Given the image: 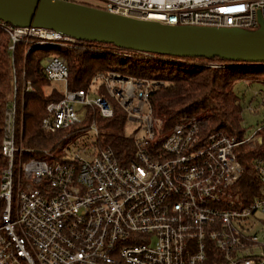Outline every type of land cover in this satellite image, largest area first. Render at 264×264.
<instances>
[{"label":"built area","instance_id":"1","mask_svg":"<svg viewBox=\"0 0 264 264\" xmlns=\"http://www.w3.org/2000/svg\"><path fill=\"white\" fill-rule=\"evenodd\" d=\"M98 1L102 7L95 8L109 13L171 26L256 31L264 22V0ZM0 31L9 36L12 63L22 42L40 48L79 42L3 21ZM43 74L63 84L57 89L62 98L46 105L40 123L46 134L64 135L59 145L75 135L71 130L89 108L111 119L112 100L140 124L142 136L131 138L135 154L128 163L97 140L61 159L54 153L59 145L27 148L22 114L35 89L14 69L11 94L0 108V264H207L211 257L214 264H264V157L254 164L257 191L246 198L238 186L247 170L236 152L262 144L264 126L239 140L206 135L199 117L184 115L157 141L162 123L150 94L160 83L108 72L88 89L72 90L68 64L56 56L45 59ZM98 82L107 97H91ZM91 131L99 136L95 125Z\"/></svg>","mask_w":264,"mask_h":264},{"label":"trees","instance_id":"2","mask_svg":"<svg viewBox=\"0 0 264 264\" xmlns=\"http://www.w3.org/2000/svg\"><path fill=\"white\" fill-rule=\"evenodd\" d=\"M10 39L0 31V108L12 91L13 70L18 76L26 74L35 89L25 100L23 117V142L30 149H53L59 145L63 134H46L40 123L48 103L62 98L57 88L43 74V62L50 56L64 59L69 67V84L72 90H86L98 74L115 72L122 76L152 80L160 83L150 94L154 118L162 123L161 132H170L179 117L197 116L206 135L222 133L242 140L243 101L234 93L240 81L261 83L264 86V65L214 59L174 57L145 54L117 48L110 44L79 41L70 48H40L22 42L16 46L12 63ZM246 66V67H244ZM100 95L107 97L100 86ZM264 104V90L256 94ZM256 100V99H255ZM115 107L111 119L102 118L96 108H89L85 120L71 130L82 134L99 130L97 146L111 148L121 163L134 159L135 145L124 133L127 115L112 100ZM251 101L249 102V104ZM1 123V112H0ZM262 144L247 143L236 150L239 162L246 168L238 190L248 198L257 191L255 160L264 157V127ZM213 257L207 264H214Z\"/></svg>","mask_w":264,"mask_h":264},{"label":"water","instance_id":"3","mask_svg":"<svg viewBox=\"0 0 264 264\" xmlns=\"http://www.w3.org/2000/svg\"><path fill=\"white\" fill-rule=\"evenodd\" d=\"M0 21L44 28L77 41L114 45L145 54L264 65V22L256 31L171 26L136 20L74 2L0 0Z\"/></svg>","mask_w":264,"mask_h":264},{"label":"rangeland","instance_id":"4","mask_svg":"<svg viewBox=\"0 0 264 264\" xmlns=\"http://www.w3.org/2000/svg\"><path fill=\"white\" fill-rule=\"evenodd\" d=\"M78 2H82L85 5L89 6H100L102 7V3L98 0H77ZM63 48H70V47H63ZM45 64V61L43 62ZM246 67V66H244ZM100 86L101 82L95 84L91 89V97L94 98L100 94ZM63 88V84H56L51 83L50 86L46 88V91L49 92L51 89ZM234 93L241 98L243 101V128L246 129L247 135L254 134L258 128L264 126V104L258 98H256V94L259 93L260 90H264V86L261 83H248L246 81H240L234 85ZM98 92V94H97ZM256 99V100H255ZM251 103L249 104V102ZM147 112V111H145ZM140 128V124L137 121L131 120L127 118L125 125H124V133L128 137H135V136H142L138 130ZM157 136L156 140L159 141L162 138H165L169 132L162 133L161 130L156 126ZM97 140V136L93 131H89L87 133L82 134H75L68 138L66 142H63L59 145L54 153L58 159L68 156L72 152H81L82 147L86 145V143L91 144ZM257 143V142H256ZM255 144V143H254ZM259 144V143H258ZM63 148H67V151L63 152ZM32 157L38 158L37 155L33 154ZM50 163L55 162V159L52 158H45Z\"/></svg>","mask_w":264,"mask_h":264}]
</instances>
